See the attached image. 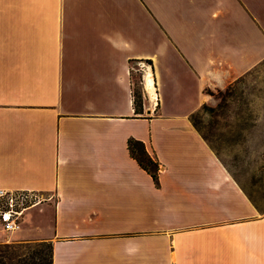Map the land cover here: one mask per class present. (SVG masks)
Masks as SVG:
<instances>
[{"label": "crops", "instance_id": "0c3cea01", "mask_svg": "<svg viewBox=\"0 0 264 264\" xmlns=\"http://www.w3.org/2000/svg\"><path fill=\"white\" fill-rule=\"evenodd\" d=\"M263 61L264 0H0V187L53 196L15 237L52 264H264V213L192 121Z\"/></svg>", "mask_w": 264, "mask_h": 264}, {"label": "rangeland", "instance_id": "374dc122", "mask_svg": "<svg viewBox=\"0 0 264 264\" xmlns=\"http://www.w3.org/2000/svg\"><path fill=\"white\" fill-rule=\"evenodd\" d=\"M132 73L135 102L142 106L149 102L142 76ZM209 93L211 100L195 113L194 122L259 213H264V61L224 89ZM15 235L0 230V264H48L46 243Z\"/></svg>", "mask_w": 264, "mask_h": 264}, {"label": "built area", "instance_id": "2783aa9c", "mask_svg": "<svg viewBox=\"0 0 264 264\" xmlns=\"http://www.w3.org/2000/svg\"><path fill=\"white\" fill-rule=\"evenodd\" d=\"M134 64L135 65H131L130 74L132 76V72L134 71L141 73L142 78L140 82L144 89V94L149 100L148 108H153L151 111L156 112L158 106V93L155 80V96L151 95L147 85V76L150 71L152 72L151 65L146 61H138ZM135 85L136 83L132 79L134 99L136 98L134 92ZM52 198V195L36 189H10L0 187V230L6 234L20 231L25 223L27 214L36 207L50 201Z\"/></svg>", "mask_w": 264, "mask_h": 264}, {"label": "trees", "instance_id": "16d2710c", "mask_svg": "<svg viewBox=\"0 0 264 264\" xmlns=\"http://www.w3.org/2000/svg\"><path fill=\"white\" fill-rule=\"evenodd\" d=\"M194 115L195 114L192 115V121H193L194 125L198 128L196 122H194ZM198 130L200 131L199 128H198ZM129 148H130V151H131V154L133 155V157H135L137 159V161L139 162V164L143 168H145L148 172H150L153 175L156 182H158L159 162L153 156L150 155V153L146 149L144 142L137 140V139H134V138H131V139H129ZM250 199L252 200L251 197H250ZM253 203H254V201H253ZM41 243H46L47 246L49 247L48 264H52L53 263V255H52V247L53 246H52V243L50 241L49 242H41Z\"/></svg>", "mask_w": 264, "mask_h": 264}, {"label": "bare ground", "instance_id": "6f19581e", "mask_svg": "<svg viewBox=\"0 0 264 264\" xmlns=\"http://www.w3.org/2000/svg\"><path fill=\"white\" fill-rule=\"evenodd\" d=\"M147 85H148V88H149V90L151 92V95L155 96L156 92H155V87H154V79H153V76H152L151 72L147 76Z\"/></svg>", "mask_w": 264, "mask_h": 264}]
</instances>
